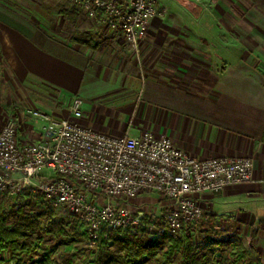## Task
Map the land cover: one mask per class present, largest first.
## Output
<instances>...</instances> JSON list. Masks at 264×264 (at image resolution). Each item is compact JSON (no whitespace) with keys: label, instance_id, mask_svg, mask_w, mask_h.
<instances>
[{"label":"crops","instance_id":"crops-1","mask_svg":"<svg viewBox=\"0 0 264 264\" xmlns=\"http://www.w3.org/2000/svg\"><path fill=\"white\" fill-rule=\"evenodd\" d=\"M157 3L164 12L150 20L129 78L110 76L95 56L85 68L60 58L44 49L26 19L0 8V76L32 78L53 97L80 98L77 124L99 134L136 137L149 131L197 159L251 158L250 182L200 195L197 202L212 221H226L235 231L257 226L258 235L264 227V76H248L241 66L209 73L202 62H188L182 33L201 27L184 20L173 26L170 16L183 17L184 10L166 8L182 5L180 0ZM161 205L166 210L167 202Z\"/></svg>","mask_w":264,"mask_h":264},{"label":"built area","instance_id":"built-area-1","mask_svg":"<svg viewBox=\"0 0 264 264\" xmlns=\"http://www.w3.org/2000/svg\"><path fill=\"white\" fill-rule=\"evenodd\" d=\"M69 1L120 37L135 58L150 20L164 12L157 0ZM81 105L73 97L69 117L55 125L46 114L28 112L44 125L27 139L19 137L13 121L0 127V204L20 193L34 195L82 225L91 240L102 229L140 227L156 236H177L202 217L200 195L252 179L248 157L197 159L149 131L112 137L85 129L72 122L82 116ZM145 194L167 202L163 216L146 219L131 210V201Z\"/></svg>","mask_w":264,"mask_h":264},{"label":"rangeland","instance_id":"rangeland-1","mask_svg":"<svg viewBox=\"0 0 264 264\" xmlns=\"http://www.w3.org/2000/svg\"><path fill=\"white\" fill-rule=\"evenodd\" d=\"M172 2L164 0V3ZM180 3L182 5L173 4L166 8L184 10L183 17L169 14L173 26L183 24L181 20H184L186 24L201 27L196 33H182L186 35L184 40L188 62H202L204 70L209 73H220L221 67L241 66L246 69L248 76H264V12L252 6L248 0H180ZM0 8L11 10L14 18L19 19L21 16L22 20L26 19L29 28H33L34 37L43 43L44 49L60 58L77 60L85 68L92 62L90 57L95 56L98 61H102L104 71L110 76H134V58L123 40L104 25L88 19L69 0H0ZM189 10L194 11L195 15L198 10V15L191 16ZM61 12H65L66 19ZM75 30L86 32L95 46L72 43L70 38ZM42 88L32 78L17 82L0 76V124L13 121L19 137L27 139V136H32L30 131L39 132L44 125L34 120L28 112L36 110L48 115L53 125L68 118V105L72 98L53 97ZM162 201L156 194L141 195L131 210L137 208L146 219H150L148 216H163L165 209L161 205ZM14 203L15 197L8 198L3 208L12 212ZM24 208L39 229H46L52 224L68 223L67 239L73 240L72 243L64 247L57 246L52 239L45 237L40 250L47 252L56 261H59V257L70 255L74 248H94L84 227L70 223L63 212L52 210L49 217L36 218L37 214L43 212L41 205H26ZM255 227L238 226L235 231V227L226 221H210L202 211V217L183 228L176 238H185L186 241L200 245L201 251L207 253L214 264H231L232 257L238 255V252L249 250L250 233ZM251 244L253 249L250 255L237 264H255L256 261L264 264V227ZM92 258H77L74 263L87 264ZM179 258L180 252L177 251L170 262L158 256L157 262L150 264H177ZM1 259L2 264H15L8 253H2Z\"/></svg>","mask_w":264,"mask_h":264},{"label":"trees","instance_id":"trees-1","mask_svg":"<svg viewBox=\"0 0 264 264\" xmlns=\"http://www.w3.org/2000/svg\"><path fill=\"white\" fill-rule=\"evenodd\" d=\"M248 1L264 12V0ZM61 13L66 19L65 12ZM70 41L85 46H95L86 32L77 30L73 32ZM5 202L6 198L0 204V264L3 263L2 253H8L15 264H75L74 260L81 257H93L87 264H150L157 262L158 256L170 262L177 251L180 252L177 264H214L207 253L201 251L200 245L176 236L155 237L142 227L121 231L102 229L97 239H89L93 243V249L74 248L70 255L59 257V261H56L47 252L40 250L45 237L52 239L57 246L64 247L72 243L73 240L67 239L68 223L52 224L46 229H39L24 207L41 205L43 212L37 214L36 218L49 217L52 208L43 199L34 195L27 193L16 195L12 212L3 208ZM204 215L212 221L211 216ZM256 236L257 231L251 230L249 250L238 252V255L232 257L231 264H237L250 255L253 249L251 242ZM255 264L261 263L256 261Z\"/></svg>","mask_w":264,"mask_h":264}]
</instances>
